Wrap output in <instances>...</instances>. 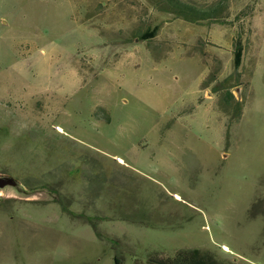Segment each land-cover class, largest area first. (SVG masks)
<instances>
[{
	"label": "rangeland",
	"instance_id": "obj_1",
	"mask_svg": "<svg viewBox=\"0 0 264 264\" xmlns=\"http://www.w3.org/2000/svg\"><path fill=\"white\" fill-rule=\"evenodd\" d=\"M185 1L227 16L0 0V264H143L180 248L264 264V0ZM238 35L250 90L233 88L246 98L227 135L200 86L232 71Z\"/></svg>",
	"mask_w": 264,
	"mask_h": 264
},
{
	"label": "trees",
	"instance_id": "obj_2",
	"mask_svg": "<svg viewBox=\"0 0 264 264\" xmlns=\"http://www.w3.org/2000/svg\"><path fill=\"white\" fill-rule=\"evenodd\" d=\"M156 9L170 13L190 23H222L227 16L228 8L221 1H214L209 5H198L185 0H148ZM156 26L140 33L141 40H148L154 35ZM150 47V43H146ZM244 43L241 36L234 40L233 69L226 76L219 78V68L210 69L206 78L201 82V89L209 88L216 95V107L226 118L227 135L229 128L241 117L246 95L235 97L233 88L245 84L250 90V78H243L244 73L240 67L242 64ZM204 55V53H202ZM251 74V73H250ZM251 76V75H250ZM109 120V118H107ZM97 232L96 224L89 221ZM98 233V232H97ZM135 264H139L135 260ZM143 264H228L218 259L216 254L200 248H180L173 255L149 254Z\"/></svg>",
	"mask_w": 264,
	"mask_h": 264
},
{
	"label": "water",
	"instance_id": "obj_3",
	"mask_svg": "<svg viewBox=\"0 0 264 264\" xmlns=\"http://www.w3.org/2000/svg\"><path fill=\"white\" fill-rule=\"evenodd\" d=\"M4 178L3 177H0V185L4 183Z\"/></svg>",
	"mask_w": 264,
	"mask_h": 264
},
{
	"label": "bare ground",
	"instance_id": "obj_4",
	"mask_svg": "<svg viewBox=\"0 0 264 264\" xmlns=\"http://www.w3.org/2000/svg\"><path fill=\"white\" fill-rule=\"evenodd\" d=\"M176 197H178V195H176ZM224 248L226 249L227 247H226V246H224Z\"/></svg>",
	"mask_w": 264,
	"mask_h": 264
}]
</instances>
